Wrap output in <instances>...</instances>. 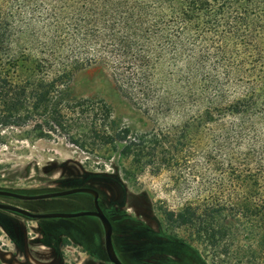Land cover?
Here are the masks:
<instances>
[{
  "label": "trees",
  "instance_id": "obj_1",
  "mask_svg": "<svg viewBox=\"0 0 264 264\" xmlns=\"http://www.w3.org/2000/svg\"><path fill=\"white\" fill-rule=\"evenodd\" d=\"M90 41L100 49L84 52ZM153 41L163 44L181 74L178 103L191 112L176 148L192 150L208 169L217 160L230 170L241 168L237 187L231 181L219 194L167 213V220L189 227L192 241L202 239L210 248L223 234L241 233V264H264V154L252 151L264 121V0H0V127L17 126L22 113L47 110L52 85L14 78L27 62L41 73L64 50L72 61L62 66V75L96 62L111 64L130 71L151 94L156 88L146 48ZM235 85L241 93L225 100L224 88ZM142 137L126 146L128 152L135 147L137 163L152 156ZM220 219L241 221V227L220 234L214 230ZM221 255H214L219 263Z\"/></svg>",
  "mask_w": 264,
  "mask_h": 264
},
{
  "label": "rangeland",
  "instance_id": "obj_2",
  "mask_svg": "<svg viewBox=\"0 0 264 264\" xmlns=\"http://www.w3.org/2000/svg\"><path fill=\"white\" fill-rule=\"evenodd\" d=\"M91 34L95 36L96 32ZM99 49V44L94 45L90 41L89 48L84 52ZM163 50V44L154 41L146 48L151 60V84L156 90L160 87L151 94L141 89L130 71L101 62L67 73L65 77L62 70L72 61L65 50L59 57H54L55 60L50 59L41 73L34 71L30 62L18 68L14 78L17 83L30 80L35 84L52 85L53 88L46 96L48 105L45 112L38 109L22 113V120L17 126L0 127V185L6 180L27 186L26 182L33 173L25 178L22 167L30 161L42 167L52 159L56 164L54 172L60 175L104 173L126 188L132 208L129 217H141L151 228V231H142L141 228L140 234H134L135 226H118L120 233H133L128 237L118 236L116 240L120 250L128 253L135 264H144L141 263L143 258L150 254L163 253L164 248L159 245L143 248L152 241L158 243L160 237L177 243L175 251L184 263L191 264L194 260L198 264H241V233L223 234L225 229H240L241 221L229 225L228 220L220 219L214 230L221 229V241L215 246L217 248H210L202 239L192 241L194 237L189 227L180 226L174 222L175 219L173 222L167 220V213L176 215L186 205L195 206L198 198L228 189L231 181L235 183L239 180L237 177L241 176V168L230 170L226 161L217 160L216 165L208 169L192 150L182 154L176 148L181 126L191 112L188 106L178 103L181 74L176 72L177 68L172 66L168 53ZM79 57L81 61L86 59L81 55ZM105 57L108 61L109 58ZM195 85L198 86V82ZM232 88H224L225 100L241 93V88L236 85ZM55 121H60V126ZM258 129L260 131L252 141V151L261 155L264 154V121ZM125 131L127 136L123 141L119 137ZM136 135L143 136V146L149 155L152 154L142 158L140 163L135 162L133 156L135 147H131L129 152L126 149ZM234 157L239 165L241 148L239 155ZM138 203L144 208L137 209ZM80 219L95 222L89 216ZM143 237L145 243L138 242L137 247L128 245L131 239L142 241ZM2 243L6 241L0 236V248ZM34 248L43 252L38 258L49 259L47 249ZM93 251L97 258L103 257L98 242ZM216 253H222L219 258L223 263L214 259ZM66 257L70 264H106L103 260L92 262L77 249Z\"/></svg>",
  "mask_w": 264,
  "mask_h": 264
},
{
  "label": "flooded vegetation",
  "instance_id": "obj_3",
  "mask_svg": "<svg viewBox=\"0 0 264 264\" xmlns=\"http://www.w3.org/2000/svg\"><path fill=\"white\" fill-rule=\"evenodd\" d=\"M49 161L50 163L42 167L34 161L25 163L22 167L24 177H28L30 172L33 173L26 182L28 185L19 186L4 180V184L0 185V192L21 196H37L80 188L94 191L97 205L111 225V240L117 258L121 263L120 258L128 264H135L129 258L128 253L120 250L116 240L118 236L128 237L133 233L126 231L120 233L118 226L124 225L125 228L135 226L134 234H140L141 228L142 231H148L151 228L143 222L141 217L140 219L129 217L132 208L126 188L119 181L104 173H90L85 174V176L77 173L71 176L68 174L60 175V173L54 172L56 167L54 161L52 159ZM73 197L75 200L69 201ZM0 204L16 207L31 214L95 211L93 195L83 192L37 200H24L0 194ZM143 208L138 203L137 209ZM89 217L94 218L95 222L85 221L80 217L30 218L18 212L0 208V236L4 237L6 241V243H2V248H0V262L2 264H70L67 263L66 254L68 255L77 249L81 250L86 258L92 262L103 260L106 264H112L105 252L102 224L97 217ZM96 241L102 247V258H97L94 254L93 248L97 243ZM138 242L145 243L146 239L143 237V240L139 241L133 238L128 242V245L137 247L140 244ZM158 243L152 241L143 248L149 249L159 245L164 248L163 253L150 254L143 258L141 263L156 264L159 261L161 264H187L182 262V257L175 251L177 247L175 241L160 237ZM34 247L47 249L46 254H48L49 259L38 258L43 252ZM191 264L198 263L193 260Z\"/></svg>",
  "mask_w": 264,
  "mask_h": 264
},
{
  "label": "water",
  "instance_id": "obj_4",
  "mask_svg": "<svg viewBox=\"0 0 264 264\" xmlns=\"http://www.w3.org/2000/svg\"><path fill=\"white\" fill-rule=\"evenodd\" d=\"M80 192L89 193L93 195L95 211H81V212H76V213L31 214L25 210H22L16 207L7 206V205L0 204V208L15 211L24 216L30 217V218H76V217H82V216H95L100 220L102 224L103 234H104V247H105V252H106L109 262H111L112 264H122L117 258L115 251L113 249L112 240H111V234H112L111 225L109 221L107 220V218L104 216V214L99 209L97 205V201H96V193L94 191L85 189V188H80V189H71L67 191L43 194V195H37V196H21V195L6 193V192H0V194L12 196V197H16V198L24 199V200H35V199L37 200V199L65 196V195L80 193Z\"/></svg>",
  "mask_w": 264,
  "mask_h": 264
},
{
  "label": "crops",
  "instance_id": "obj_5",
  "mask_svg": "<svg viewBox=\"0 0 264 264\" xmlns=\"http://www.w3.org/2000/svg\"><path fill=\"white\" fill-rule=\"evenodd\" d=\"M0 264H2V263L0 262Z\"/></svg>",
  "mask_w": 264,
  "mask_h": 264
}]
</instances>
